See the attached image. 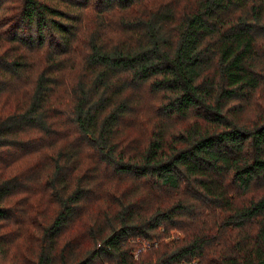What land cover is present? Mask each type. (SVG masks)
I'll return each instance as SVG.
<instances>
[{
  "label": "trees",
  "instance_id": "obj_1",
  "mask_svg": "<svg viewBox=\"0 0 264 264\" xmlns=\"http://www.w3.org/2000/svg\"><path fill=\"white\" fill-rule=\"evenodd\" d=\"M0 264H264V0H0Z\"/></svg>",
  "mask_w": 264,
  "mask_h": 264
}]
</instances>
